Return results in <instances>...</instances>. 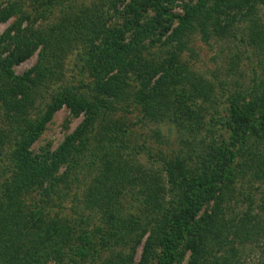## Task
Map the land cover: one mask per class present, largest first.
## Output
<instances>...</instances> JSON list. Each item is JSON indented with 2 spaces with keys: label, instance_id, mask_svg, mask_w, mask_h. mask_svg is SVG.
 Instances as JSON below:
<instances>
[{
  "label": "rangeland",
  "instance_id": "rangeland-1",
  "mask_svg": "<svg viewBox=\"0 0 264 264\" xmlns=\"http://www.w3.org/2000/svg\"><path fill=\"white\" fill-rule=\"evenodd\" d=\"M197 1L174 0L168 6L169 12L175 17L183 16V6ZM131 2L0 0V13L12 7L15 10L9 19L0 21L2 60L16 47L26 48L8 36L23 31L28 37V46L39 34L49 39L44 60L40 47L28 60L9 67L19 78L38 65L44 69L39 75H29L19 88L9 84L10 94L23 91L20 101L9 107L0 101V193L4 192L6 180L12 179L9 156L22 138L20 125L41 118L45 106L53 102L60 90L70 88L90 94L97 91L95 83L103 64L100 59L86 55V44L73 36L63 49L57 35L51 32L65 21L87 17L97 21L104 10L109 13L106 27L114 34L120 29L129 38L131 27L126 21L131 16L126 11ZM148 15L150 18L156 14L149 10ZM219 19L222 24L210 27L207 40L199 32L190 35L188 50L166 61L161 44L179 27V20L164 18L146 41L149 50L143 55L145 66L128 72L137 90L143 87L146 71L150 73L147 89L150 90L159 78L166 77V70L170 75L177 70L176 76L168 77L169 89L154 91L153 104L157 106L152 107L156 112L149 115L144 105L135 103L133 87L130 88V100L118 102L120 109L109 116V130L104 131L102 125L95 124L79 144V166H84L85 172L77 183H69L66 188L43 196L37 182L23 194L21 200L28 218L32 215L37 218L36 212L44 209L49 217L40 215L43 222L56 221L70 231L60 259L47 264H140L148 239H157L158 234L161 236L157 256L151 264H191L190 244L196 242L193 230L197 223L214 215L216 199L209 201L187 225L180 215L183 192L204 171L216 167L223 171V178L229 177L228 182L225 179L223 183L217 182L221 186L216 196L222 207L219 217L223 223L238 219L247 209L264 218L261 211L264 209V4L248 0L243 9L232 10ZM155 71L158 72L154 74ZM190 72L195 76L186 89L184 76ZM117 73L115 70L109 76ZM172 90L174 94H169ZM185 90L189 94H184ZM178 93H181L180 113H172L168 110L169 100H174ZM233 99L238 100L242 107L240 116L248 123L231 117L229 107ZM248 104H251L249 108ZM84 120V114L74 115L63 106L32 146L33 155L56 151ZM114 152L120 155L119 159L122 157L120 167L105 182L116 196L112 203L114 209L93 208L89 190L100 179L99 170L108 166L109 155ZM210 155L214 157L213 165L206 167L199 163ZM89 167L92 169L88 170ZM218 241L217 237L209 238L198 264H220L209 255L217 253ZM236 247L241 263L261 264L260 245L252 243L242 247L236 243Z\"/></svg>",
  "mask_w": 264,
  "mask_h": 264
},
{
  "label": "trees",
  "instance_id": "trees-1",
  "mask_svg": "<svg viewBox=\"0 0 264 264\" xmlns=\"http://www.w3.org/2000/svg\"><path fill=\"white\" fill-rule=\"evenodd\" d=\"M259 1L264 4V0ZM171 3H174V0H132L130 9L126 11V15L131 16V19L126 21V24L131 27L129 28L131 30L129 38L124 32H120V29L114 34L106 27L109 13L104 10L97 21H95L96 18L89 17L65 21L56 28V31L51 32V35H57L63 49L65 44L70 43L69 39L72 36L76 41L83 42L86 44L84 46L86 55H95L103 64L98 75V82L95 83L96 94L79 93L70 88L64 91L60 90L54 95L53 102L45 106L41 118L20 125L22 138L15 144L9 156L12 179L6 180L4 192L0 193V264H47L50 260L60 259L59 256H61L63 245L70 236V231L66 227H60L56 221L43 222L40 215L49 217L44 209H39V212H36L37 218L34 215L28 218L21 197L26 191L32 190L37 182L43 196H49L61 188H66L69 183H77L79 176L85 172V167L79 166L78 154L81 152V149L78 148L79 144L84 141V137L95 124L102 125L104 131L109 130L108 118L120 109L117 105L118 102L130 100L129 97L133 95V101L140 107L144 105L149 115L156 112L152 107V105L157 106L156 103L153 104L156 98L153 93L158 89H169L168 77L176 76L177 70H173L172 75L166 70V77L159 78L155 82L156 85H153L150 90H147L150 85V73L146 71L143 76V87L141 90H137L132 79L128 77V72L145 66L146 63L142 59L149 50L146 41L152 37L153 30L159 28L162 20L167 17L179 20V27L161 44L164 48L161 52L166 55L165 59H168L166 61H170L188 50L187 39L190 35L199 32L203 36V40H207L210 27L215 23L222 24L219 19L222 15L232 10L243 9L248 0H198L196 3L185 4L183 6L184 15L179 17H175L169 12L168 6ZM149 10L156 14L155 17L149 18ZM14 12L13 7L5 9L0 13V21L9 19ZM22 32H18L12 37L8 36V38L17 45L21 44L26 48L21 50V47H16L6 59L2 60L0 57V101L8 107L13 105L16 100L20 101L19 96L24 95L23 91L10 94L9 84H16L15 88H19L26 79L30 78L29 75H39L44 69L38 65L27 75L19 78L14 76L9 67L12 64H20L28 60L32 53L40 47L43 50L41 59L44 60L47 46H49L47 45L49 39L41 34L28 46L26 41L28 37L25 32ZM126 38H128L127 43L125 42ZM115 70L118 72L117 75L109 76ZM157 72L155 71L154 74ZM194 76L191 72L185 73L186 89L192 84ZM132 87L134 94L130 95L129 89ZM171 93L174 94V90L169 94ZM184 94L189 93L185 90ZM180 97L181 93H178L174 100H169L168 110L170 112L180 113ZM11 98H15V100ZM239 105L238 100L233 99L229 107L231 117L241 123H248L247 119L240 116L242 107ZM250 105L248 104V108ZM63 106H67L74 115L84 114V122L72 135L66 138L56 151L49 155L34 156L32 146L44 131L46 124ZM119 157L120 155L115 152L111 153L109 155L111 162L105 169L99 170L100 179H96L95 185L89 190L88 198L93 208L105 211L114 209L112 203L116 196L105 182L110 173L118 170V164L122 160V157L120 159ZM202 159L199 161L201 165L206 167L207 164L213 165L214 157L212 155L208 156L207 160ZM65 166L64 171L62 170L63 172L59 174V171ZM91 169L92 167L88 168V170ZM77 170H79L78 174L75 173ZM223 176V171H218V167H216L215 170L204 171L202 177L194 179L185 186L180 215L187 225L195 220L197 214L209 201L216 199L214 215L204 222L197 223L193 230V238L200 244L197 245L196 242L190 244L193 251L191 264L199 263L200 255L205 253L210 237L219 238L217 253L209 255L216 258L220 264H244L241 263L236 243L242 247L252 243L260 245L261 264H264V242L262 243L264 240V218L253 215L248 209L242 213L241 217L229 223H223L224 220L219 217L222 207L216 194L221 190V186H218L217 182L221 180L223 183L224 179L225 182L229 180V177L223 178ZM261 211L264 212V209ZM159 236L161 235L158 234L157 239L154 237L148 239L140 264H151L156 258ZM230 237L233 238L229 239ZM200 245L203 247L200 248ZM218 254L220 255L219 259L217 258Z\"/></svg>",
  "mask_w": 264,
  "mask_h": 264
}]
</instances>
